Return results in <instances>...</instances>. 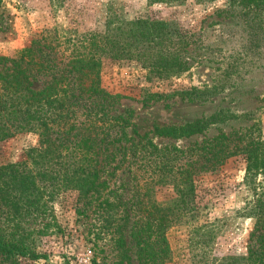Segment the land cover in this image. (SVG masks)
Here are the masks:
<instances>
[{
	"label": "trees",
	"instance_id": "16d2710c",
	"mask_svg": "<svg viewBox=\"0 0 264 264\" xmlns=\"http://www.w3.org/2000/svg\"><path fill=\"white\" fill-rule=\"evenodd\" d=\"M49 1L56 7L63 2ZM259 3L264 7V0ZM190 44L191 35L167 20L109 14L101 30L53 26L13 54L0 55V143L20 133L38 135V146L21 160L0 162V257L6 264L39 257L34 234L46 233L41 221L49 202L65 190L76 192V215L93 221L89 242L110 243L113 264H123L128 256L126 235L136 241L139 258L154 257L148 264L172 260L166 237L171 227H191V250L211 242L210 224L195 223L200 209L194 175L213 171L239 152L247 171L264 173V144L229 147V136L221 134L179 149L131 135V112L117 111L119 96L102 86L100 76L106 59H135L151 76L180 74L188 67ZM199 124L155 130L189 135ZM202 154L206 157L198 165ZM165 186L172 188L166 196L160 193ZM250 212L256 222L246 251L222 255L216 264H264V191ZM37 220L38 227H32Z\"/></svg>",
	"mask_w": 264,
	"mask_h": 264
},
{
	"label": "rangeland",
	"instance_id": "374dc122",
	"mask_svg": "<svg viewBox=\"0 0 264 264\" xmlns=\"http://www.w3.org/2000/svg\"><path fill=\"white\" fill-rule=\"evenodd\" d=\"M264 8L259 0H183L172 3L146 0H0V55L25 47L44 29L53 26L101 30L107 15L125 19L151 17L176 24L191 35L188 67L180 74H148L135 59L103 61L102 86L117 94V111L131 112L127 132L144 136L158 146L187 149L214 137L229 136V147L264 144ZM156 94V95H154ZM200 121L199 130L178 135L159 127L185 126ZM38 146V135L25 132L0 143L1 164L21 160L27 149ZM220 145H216V149ZM206 157H196L199 165ZM210 158V157H209ZM214 161V159H212ZM243 153L230 155L213 171L194 175L196 224L209 223L213 238L204 248L190 249L191 227H171L166 234L173 252L163 264H216L225 254L244 253L256 216L250 212L264 191L261 169L247 171ZM165 186L161 195L172 190ZM76 192L65 190L49 202L45 234H34L39 257H22L20 264H113L110 243L92 237L91 218H79L74 209ZM40 220L32 222L38 227ZM123 264H148L137 254L136 241ZM194 254V255H193ZM0 264H6L0 257Z\"/></svg>",
	"mask_w": 264,
	"mask_h": 264
}]
</instances>
